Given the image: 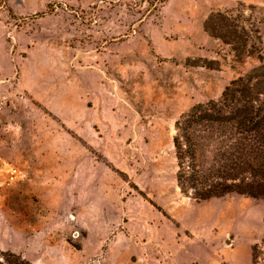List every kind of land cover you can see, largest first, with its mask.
Wrapping results in <instances>:
<instances>
[{
  "label": "rangeland",
  "instance_id": "obj_1",
  "mask_svg": "<svg viewBox=\"0 0 264 264\" xmlns=\"http://www.w3.org/2000/svg\"><path fill=\"white\" fill-rule=\"evenodd\" d=\"M239 2L264 47V0H0V248L35 264H252L264 200L181 193L172 147L181 114L259 63L203 27Z\"/></svg>",
  "mask_w": 264,
  "mask_h": 264
},
{
  "label": "trees",
  "instance_id": "obj_2",
  "mask_svg": "<svg viewBox=\"0 0 264 264\" xmlns=\"http://www.w3.org/2000/svg\"><path fill=\"white\" fill-rule=\"evenodd\" d=\"M160 3L165 0H159ZM237 13L211 12L205 32L226 43L238 61L255 56L258 65L232 79L218 98L196 103L174 124L172 147L180 192L197 200L231 193L264 200V47L255 5L238 3ZM252 264H264L263 233L251 245ZM0 264H35L0 248Z\"/></svg>",
  "mask_w": 264,
  "mask_h": 264
},
{
  "label": "crops",
  "instance_id": "obj_3",
  "mask_svg": "<svg viewBox=\"0 0 264 264\" xmlns=\"http://www.w3.org/2000/svg\"><path fill=\"white\" fill-rule=\"evenodd\" d=\"M32 93H34L35 94V92H32ZM35 97V96H34ZM36 97H37V95H36ZM37 99H39V98H37Z\"/></svg>",
  "mask_w": 264,
  "mask_h": 264
}]
</instances>
